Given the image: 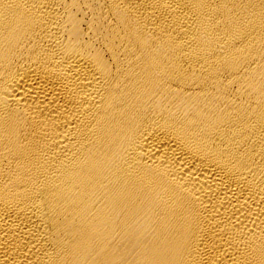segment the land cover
<instances>
[{
  "label": "bare ground",
  "instance_id": "obj_1",
  "mask_svg": "<svg viewBox=\"0 0 264 264\" xmlns=\"http://www.w3.org/2000/svg\"><path fill=\"white\" fill-rule=\"evenodd\" d=\"M0 264H264V0H0Z\"/></svg>",
  "mask_w": 264,
  "mask_h": 264
}]
</instances>
